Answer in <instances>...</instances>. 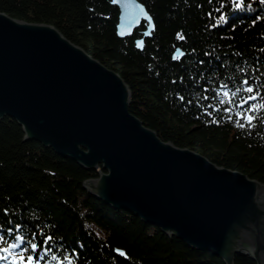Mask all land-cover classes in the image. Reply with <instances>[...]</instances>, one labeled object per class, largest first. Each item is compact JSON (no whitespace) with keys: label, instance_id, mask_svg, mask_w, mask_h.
I'll list each match as a JSON object with an SVG mask.
<instances>
[{"label":"trees","instance_id":"1","mask_svg":"<svg viewBox=\"0 0 264 264\" xmlns=\"http://www.w3.org/2000/svg\"><path fill=\"white\" fill-rule=\"evenodd\" d=\"M140 2L155 25L143 50L135 41L146 25L132 37L118 38L119 10L110 0H0V12L54 26L118 73L132 92L131 113L161 140L264 184V4ZM177 49L183 58L174 59ZM245 80L257 91L244 90ZM249 95L257 98L245 104ZM98 177L97 171L26 141L17 122L4 119L0 235L34 240L35 255L44 254L38 264H224L92 197L84 183ZM235 264L256 263L239 256Z\"/></svg>","mask_w":264,"mask_h":264},{"label":"water","instance_id":"2","mask_svg":"<svg viewBox=\"0 0 264 264\" xmlns=\"http://www.w3.org/2000/svg\"><path fill=\"white\" fill-rule=\"evenodd\" d=\"M117 36L143 50L155 25L140 0H110ZM177 49L174 59L183 58ZM124 79L54 26L0 12V122L13 119L26 141L85 171L84 189L115 210L158 227L224 264H264V184L160 139L130 111ZM122 253V252H121Z\"/></svg>","mask_w":264,"mask_h":264},{"label":"snow or ice","instance_id":"3","mask_svg":"<svg viewBox=\"0 0 264 264\" xmlns=\"http://www.w3.org/2000/svg\"><path fill=\"white\" fill-rule=\"evenodd\" d=\"M264 4V0H260ZM182 38V37H180ZM244 85H247L246 90L249 94H252L254 91H257L248 80L243 82ZM222 88H227L228 86L221 85ZM264 87V85H261ZM225 96H228V91L224 92ZM257 97L249 95V97L244 101L245 104H248L249 101L255 100ZM251 107V105H249ZM249 123L253 118H248ZM261 119H264L262 117ZM239 127L243 128L244 124H239ZM49 241L51 237L48 238ZM31 250V251H30ZM38 250V245L32 239H26L23 234L13 236L11 240L7 239L4 235H0V264H38L39 260L44 259V254L41 253L39 257L35 255ZM123 255V253H121ZM55 259V257H53ZM68 264H72V261H68Z\"/></svg>","mask_w":264,"mask_h":264}]
</instances>
